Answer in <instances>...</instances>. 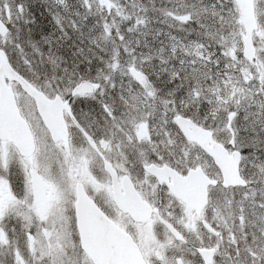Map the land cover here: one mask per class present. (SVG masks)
<instances>
[{
  "label": "snow or ice",
  "instance_id": "obj_1",
  "mask_svg": "<svg viewBox=\"0 0 264 264\" xmlns=\"http://www.w3.org/2000/svg\"><path fill=\"white\" fill-rule=\"evenodd\" d=\"M0 264H264V0H0Z\"/></svg>",
  "mask_w": 264,
  "mask_h": 264
}]
</instances>
